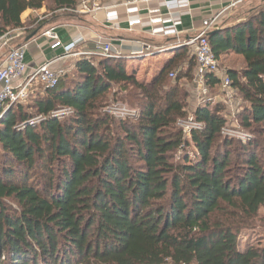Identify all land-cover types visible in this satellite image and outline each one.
Returning <instances> with one entry per match:
<instances>
[{
  "label": "trees",
  "instance_id": "16d2710c",
  "mask_svg": "<svg viewBox=\"0 0 264 264\" xmlns=\"http://www.w3.org/2000/svg\"><path fill=\"white\" fill-rule=\"evenodd\" d=\"M79 4L0 0V37L26 28L28 11L66 14ZM209 42L218 59H243L226 76L245 102L246 142L223 136L222 105L189 111L183 81L196 65L186 49L147 83L126 59L81 57L54 89L33 87L5 112L0 264H264V243H239L264 233V8ZM207 82L213 92L219 79ZM113 105L137 113L117 118ZM190 115L202 128L186 137L178 121Z\"/></svg>",
  "mask_w": 264,
  "mask_h": 264
},
{
  "label": "built area",
  "instance_id": "2783aa9c",
  "mask_svg": "<svg viewBox=\"0 0 264 264\" xmlns=\"http://www.w3.org/2000/svg\"><path fill=\"white\" fill-rule=\"evenodd\" d=\"M111 1L119 2L120 0ZM150 1L151 0H129L125 3L128 8L127 12L129 14L138 12V6L147 5ZM133 5H136V7H132ZM79 6V9L72 12V14H95L99 11H105L108 23L113 24L119 19L115 10L117 5L104 6L103 0H80ZM186 7H188L187 0H165V10L168 16L167 20L162 19L160 10L149 11V15L154 17L150 19V23L156 26L152 29V34L161 35L165 38H173L178 42L177 45L172 47L161 46L156 48L154 53L157 51L163 53L181 46V43L178 41L181 22H176L173 16L176 11ZM157 15H159V17ZM219 19L220 15L205 20L201 28H199L187 42H183L184 44L182 45L193 49V55L196 60L194 82L198 89L197 101L199 104L203 102L205 104L212 102V98H207L211 92L207 82L208 75H213L219 79V84L216 89H218L220 94L224 97V99L219 98L221 99L219 100L220 102L234 104L233 97L236 96L237 93L232 87V81L226 76V73L224 75L220 73L219 59L212 51L209 42L210 35L218 28ZM139 24H141L140 20L129 22L130 27ZM25 31L24 29L13 30L0 37V120L5 112L13 105L25 103L28 100L31 89L35 85H42L46 89H54L58 85L60 79L66 74L64 70H55L53 68L54 62H47L35 69L28 77L24 76L27 69L26 54L29 50V43L27 42L19 49L13 50L14 46L12 42L22 37ZM43 35L50 40L52 50H62L63 55L61 58L88 56H101L104 58L115 57L113 55L111 43L102 41V39H99L97 47L93 52H81L79 50V45L83 39H79L70 44H64L54 29L46 30ZM4 50H7V52ZM170 77L174 78L175 76L171 74ZM107 111L117 118L132 117L137 113L133 109L120 105H113L109 107ZM68 113L67 111H59L56 114L63 115ZM40 120L41 118L38 117L27 123L35 125L39 123ZM27 123L21 124L19 128L24 129ZM178 126L186 137H190L192 132L202 128V123L198 122L193 115H190L185 119L179 120ZM226 133L227 131L223 129L222 134L226 135ZM238 134V139L242 142H246L250 138L246 134Z\"/></svg>",
  "mask_w": 264,
  "mask_h": 264
},
{
  "label": "crops",
  "instance_id": "0c3cea01",
  "mask_svg": "<svg viewBox=\"0 0 264 264\" xmlns=\"http://www.w3.org/2000/svg\"><path fill=\"white\" fill-rule=\"evenodd\" d=\"M129 0H120L112 2L111 0H103L105 5H117L115 8L118 14V21L110 24L106 20V12L99 11L95 14H72L66 13L60 19H56L52 25L44 28L40 33L30 40L29 50L26 54L27 69L24 76L28 77L39 66L54 62L55 70H64L66 74L71 72L76 61L74 57L61 58L62 50H52L51 42L43 34L48 29H54L64 44H70L79 39H83L79 45V50L85 52H93L99 39L110 42L112 45L113 55L123 58L132 64H128V70L136 72V77L141 82H149L159 75L164 66L183 50L189 57L193 53L191 47L182 46L187 42L194 33L201 28L205 20H209L220 15L219 25L216 30L231 29L241 24L246 17L253 11L264 8V0H187L188 7L180 9L174 13L173 18L176 22H181L179 26V39L181 46L170 49L164 55H159L161 65L154 73L142 72V66H133V63L139 62L142 55L156 50L161 44L166 42V47L177 45L178 42L173 38H165L161 35H153V26L150 19L154 18L149 15V11L160 10L163 20H167V11L165 10V0H151L147 5L138 6L139 11L129 14L125 3ZM117 3V4H116ZM132 7H136L133 5ZM31 11L26 12L25 17L29 16ZM159 17V15H157ZM24 21V18H22ZM140 20L141 24L130 27L129 22ZM30 35V34H29ZM28 34L12 42L13 46L21 44V42L29 36ZM7 52V50H4ZM155 54V53H154ZM194 58V55L192 54ZM138 60V61H137ZM230 70V69H229ZM196 68L194 69V72ZM152 79V80H153Z\"/></svg>",
  "mask_w": 264,
  "mask_h": 264
},
{
  "label": "rangeland",
  "instance_id": "374dc122",
  "mask_svg": "<svg viewBox=\"0 0 264 264\" xmlns=\"http://www.w3.org/2000/svg\"><path fill=\"white\" fill-rule=\"evenodd\" d=\"M26 14V13H25ZM25 14L23 15L22 18H24V22L26 25V28H24V30H26L27 28H31V25H33L34 31L37 29H44L49 25H52V23H54V21H56V19H60L63 16H67L63 13H51V12H47L46 9L40 11V12H30L28 17H25ZM68 17V16H67ZM33 22V23H32ZM30 23H32L30 25ZM28 25H30L28 27ZM32 29V28H31ZM41 30V31H42ZM33 33V31H32ZM32 33H28L27 31H25V35L26 34H32ZM23 34V35H24ZM12 36V35H11ZM161 45H166V42L164 44ZM155 50H153L152 52H154ZM187 51V50H185ZM81 52H85V50L81 51ZM165 52L160 53V52H156L154 53H147L146 55H142V59L139 62H135V64L133 63V66H142V72L145 71L147 72H152L154 73L155 70L159 69V66L161 65V61H155V60H160L159 55H164ZM192 54L188 57V59H193ZM91 57V56H88ZM119 57V56H118ZM117 57V58H118ZM77 58H81V57H74V59ZM130 62H127L128 64H132V61L129 60ZM138 61V60H137ZM194 61H195V65H196V60L194 57ZM220 62V73L222 75H224L226 73V70L229 69H235V70H241L244 68V62L242 58H238L235 55L231 54V55H224L221 56V58L219 59ZM137 64V65H136ZM192 77L193 79L191 80H187V81H183V83L185 85L184 89L186 88V90L189 91L190 93V98L191 101L189 102L188 105V109L190 112H193L197 107H199L200 105L205 104L204 102L202 104H199L197 101V87L195 85L194 79H195V73H192ZM171 78V77H170ZM175 78V77H174ZM153 79V78H152ZM148 80L149 82L152 80ZM173 79V78H172ZM34 88L38 89V90H42L43 86L42 85H35ZM207 98H212V102L213 104H220L224 107V110L222 111V115L224 116L225 120H226V126L224 127V129L227 131L226 135H223L226 138L232 139L234 140V142H240V140L238 139L239 134H246L249 137H252L253 134L249 133L248 131H245L242 127H241V117L239 114H241L242 110L244 109L245 105H244V101H242L241 96L236 93V96L233 97L234 100V104H229L226 102V104L224 102H220L219 98H223V95L220 94V91L218 89H216L213 92H210V94L208 95ZM218 102V103H217ZM232 105V106H230ZM120 106H124L127 108H130L128 106L125 105H120ZM131 109V108H130ZM261 159H264V156H261ZM262 162H264V160H262ZM259 219L261 221H264V208L260 209L259 211ZM261 234V235H260ZM264 234L263 232L261 233V231H259V234H253V232L250 233H244L241 237H240V250L244 251L245 249H247L248 247L252 246V245H257L258 243L263 244L264 243V237H262Z\"/></svg>",
  "mask_w": 264,
  "mask_h": 264
},
{
  "label": "water",
  "instance_id": "95a60500",
  "mask_svg": "<svg viewBox=\"0 0 264 264\" xmlns=\"http://www.w3.org/2000/svg\"><path fill=\"white\" fill-rule=\"evenodd\" d=\"M41 29H37L36 31H34L32 34H30L29 36H27L22 42L21 44L14 46L13 50L19 49L22 45H24L25 43L29 42L30 40H32L34 37H36L39 33H40ZM216 31H220V30H216Z\"/></svg>",
  "mask_w": 264,
  "mask_h": 264
}]
</instances>
